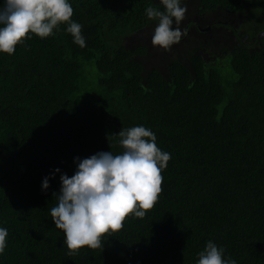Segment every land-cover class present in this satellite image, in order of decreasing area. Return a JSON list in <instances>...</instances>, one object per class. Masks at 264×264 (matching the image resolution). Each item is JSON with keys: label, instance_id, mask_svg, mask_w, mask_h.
Here are the masks:
<instances>
[{"label": "trees", "instance_id": "16d2710c", "mask_svg": "<svg viewBox=\"0 0 264 264\" xmlns=\"http://www.w3.org/2000/svg\"><path fill=\"white\" fill-rule=\"evenodd\" d=\"M71 3L85 47L64 23L0 53V226L9 231L0 264H196L209 240L238 264H264V29L238 32L229 22L245 16V25L255 4L195 0L188 24L209 17L206 25L236 38L210 59L194 50L163 70L143 62L151 45L127 44L158 23L145 9H162L160 0ZM228 57L230 73L219 65ZM88 62L101 90L74 101ZM137 125L171 154L158 201L143 218L129 214L103 246L70 250L50 213L61 173H75L77 156L121 153L117 134Z\"/></svg>", "mask_w": 264, "mask_h": 264}, {"label": "clouds", "instance_id": "9594fccd", "mask_svg": "<svg viewBox=\"0 0 264 264\" xmlns=\"http://www.w3.org/2000/svg\"><path fill=\"white\" fill-rule=\"evenodd\" d=\"M163 8L149 5V19L158 21L152 44L165 50L188 35L181 27L188 6L185 0H160ZM71 0H3L0 4V53H15L17 45L31 35L46 38L55 35L61 24L80 47L86 46L83 25L71 19ZM123 151H99L90 157H75L76 171L69 176L56 168L42 181L50 188V178L61 173V187L53 193L58 203L50 209L55 226L64 232L70 250L104 245L102 237L124 227L129 214L143 218L162 192V171L171 158L157 145L155 132L144 125L122 128L117 134ZM9 231L0 226V255L5 252ZM225 248L212 240L198 253L196 264H238L225 255Z\"/></svg>", "mask_w": 264, "mask_h": 264}, {"label": "rangeland", "instance_id": "374dc122", "mask_svg": "<svg viewBox=\"0 0 264 264\" xmlns=\"http://www.w3.org/2000/svg\"><path fill=\"white\" fill-rule=\"evenodd\" d=\"M249 1H252L255 5L250 10V12L248 8V10L244 13L245 15L250 14L249 19L245 23V25V19H242L245 16H235L234 18L229 20L232 27L235 28L234 31L239 32L240 29L244 28L249 29L252 33H256L258 30L264 29V11L261 9L260 5L256 3L255 0ZM185 3L188 6L187 14H191L195 7V0H185ZM191 9L192 11L190 12ZM222 16H226V13H223ZM206 18L207 19L204 21V27H208L209 25L206 24L210 23V18ZM187 20L188 19L185 18L182 21L181 27L184 29H187ZM226 21L228 22V20ZM156 24L157 23L152 25L151 28H149V31L148 29H145L143 31V34L139 33L133 39L127 40V44H130V46H132L133 48L139 47L142 43L151 45V55H147L143 58V62L147 68H150L151 66H157L165 70L166 65L170 60L174 58L188 60L191 52L194 50L198 54H201L206 58L211 57L218 51L223 50V46L229 45L233 42L232 40L227 39L229 35H232L233 38H236L235 34L230 28H222V32L220 33L217 29L212 27L209 28V30L206 32H200L198 29L191 27V30L188 31L187 29V36L182 37L179 43H176L172 45L170 49L165 50L160 46H154L152 44V34L154 32ZM259 35H261V39L264 38V32ZM245 42L249 43V41L247 40H245ZM207 43H210V45L205 47V44ZM223 60V62L220 61L219 65L224 66L226 72L230 73L231 69L229 57ZM84 73L86 74L81 78L79 83L80 92L76 95L74 101H79L83 96L89 97L90 95L98 93L101 90L98 85V71L94 62H88L86 64Z\"/></svg>", "mask_w": 264, "mask_h": 264}, {"label": "flooded vegetation", "instance_id": "af4514ba", "mask_svg": "<svg viewBox=\"0 0 264 264\" xmlns=\"http://www.w3.org/2000/svg\"><path fill=\"white\" fill-rule=\"evenodd\" d=\"M190 22H192V24H188V23L186 24V27H187L188 31L191 30V27L198 29L200 32L203 31L202 29L204 27H202V24L198 20V18H195L194 20H192ZM208 28H211V25H209ZM208 45H210V43L205 44V47H207ZM210 58L211 57H207V59H210Z\"/></svg>", "mask_w": 264, "mask_h": 264}]
</instances>
